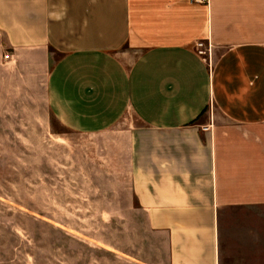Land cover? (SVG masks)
<instances>
[{"label": "crops", "instance_id": "obj_1", "mask_svg": "<svg viewBox=\"0 0 264 264\" xmlns=\"http://www.w3.org/2000/svg\"><path fill=\"white\" fill-rule=\"evenodd\" d=\"M0 111L133 118L112 162L166 264H264V0H0Z\"/></svg>", "mask_w": 264, "mask_h": 264}, {"label": "rangeland", "instance_id": "obj_2", "mask_svg": "<svg viewBox=\"0 0 264 264\" xmlns=\"http://www.w3.org/2000/svg\"><path fill=\"white\" fill-rule=\"evenodd\" d=\"M114 136L74 134L47 111H0V264L167 263L162 239L139 226L126 169L113 165Z\"/></svg>", "mask_w": 264, "mask_h": 264}, {"label": "built area", "instance_id": "obj_3", "mask_svg": "<svg viewBox=\"0 0 264 264\" xmlns=\"http://www.w3.org/2000/svg\"><path fill=\"white\" fill-rule=\"evenodd\" d=\"M191 3H207L208 0H188ZM197 52L202 56H208L210 53V49L206 50L203 43H199L197 45ZM6 58H9V56H6ZM206 130H208L206 128Z\"/></svg>", "mask_w": 264, "mask_h": 264}]
</instances>
